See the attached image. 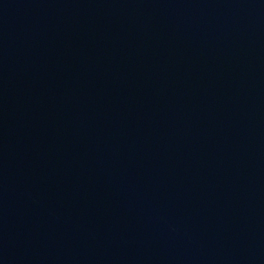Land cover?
<instances>
[{"label": "water", "instance_id": "1", "mask_svg": "<svg viewBox=\"0 0 264 264\" xmlns=\"http://www.w3.org/2000/svg\"><path fill=\"white\" fill-rule=\"evenodd\" d=\"M0 264H264V0H0Z\"/></svg>", "mask_w": 264, "mask_h": 264}]
</instances>
